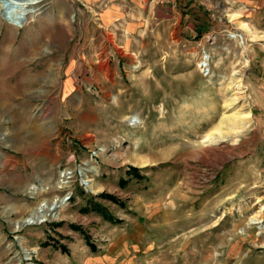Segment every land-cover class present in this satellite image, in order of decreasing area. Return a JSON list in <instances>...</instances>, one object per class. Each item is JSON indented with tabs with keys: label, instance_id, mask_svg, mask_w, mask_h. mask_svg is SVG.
<instances>
[{
	"label": "rangeland",
	"instance_id": "rangeland-1",
	"mask_svg": "<svg viewBox=\"0 0 264 264\" xmlns=\"http://www.w3.org/2000/svg\"><path fill=\"white\" fill-rule=\"evenodd\" d=\"M175 1L0 9V264H264L263 48Z\"/></svg>",
	"mask_w": 264,
	"mask_h": 264
},
{
	"label": "bare ground",
	"instance_id": "bare-ground-1",
	"mask_svg": "<svg viewBox=\"0 0 264 264\" xmlns=\"http://www.w3.org/2000/svg\"><path fill=\"white\" fill-rule=\"evenodd\" d=\"M33 2H35V0H0V9H6L8 15L11 17V20L16 22V17L15 15L22 10H25V8L29 5L32 4ZM8 3L12 4L13 6L9 7ZM9 11V12H8ZM232 37H236L235 35H231ZM204 61L206 63H209V56L206 55L204 56ZM203 62V61H202ZM2 72L3 73H10V72H14L16 70V67L13 66H9V64H5L3 67H1ZM51 78V77H49ZM8 79H2L0 80V86L3 87V90H7V92L9 94H14L17 93L16 90L21 89V85H13L9 88V86L6 84ZM6 85V86H5ZM24 88H26V86H23ZM25 90V89H24ZM130 125L132 126H136L138 124L141 123V120L138 118V116H132L130 119ZM70 174H72V172L70 171H65L64 172V177L62 178L60 185L64 186L67 184V179L70 177ZM87 182V187L92 188V180L86 179ZM66 203L64 202V198L62 199H56L53 203L49 204L48 202L43 203L42 205H40L37 210L26 220H24L22 223H18L16 225L17 229H20L21 227H23L24 225H33L36 224L34 223H27V221H30L31 219H34L36 217L42 218L43 220H48V219H54L56 217H58V213H59V209L65 205ZM262 210L255 215L251 220L254 223H262L263 222V215H262ZM25 223V224H24ZM27 257H29V254L27 255Z\"/></svg>",
	"mask_w": 264,
	"mask_h": 264
},
{
	"label": "crops",
	"instance_id": "crops-1",
	"mask_svg": "<svg viewBox=\"0 0 264 264\" xmlns=\"http://www.w3.org/2000/svg\"><path fill=\"white\" fill-rule=\"evenodd\" d=\"M192 1L197 0H189L188 3ZM208 2L209 0H200L201 4ZM221 3L231 5V8L236 9L235 15L244 17L243 30L240 32L248 40L257 41L264 51V0H224ZM72 233L69 232L67 236H71Z\"/></svg>",
	"mask_w": 264,
	"mask_h": 264
},
{
	"label": "water",
	"instance_id": "water-1",
	"mask_svg": "<svg viewBox=\"0 0 264 264\" xmlns=\"http://www.w3.org/2000/svg\"><path fill=\"white\" fill-rule=\"evenodd\" d=\"M8 6L9 7H11V6H13L12 4H10V3H8ZM9 12V11H8ZM6 11H4V16H6ZM24 18H22V20H23ZM86 183V182H85ZM67 200V199H66ZM65 200V201H66ZM32 217V216H31ZM33 221H34V223H42V222H44L45 220H43L42 218H39V217H36V218H34V219H31L30 221H27V223H33ZM25 224V223H24Z\"/></svg>",
	"mask_w": 264,
	"mask_h": 264
},
{
	"label": "built area",
	"instance_id": "built-area-1",
	"mask_svg": "<svg viewBox=\"0 0 264 264\" xmlns=\"http://www.w3.org/2000/svg\"><path fill=\"white\" fill-rule=\"evenodd\" d=\"M161 3H167V4H172L175 5L176 1L175 0H159Z\"/></svg>",
	"mask_w": 264,
	"mask_h": 264
},
{
	"label": "trees",
	"instance_id": "trees-1",
	"mask_svg": "<svg viewBox=\"0 0 264 264\" xmlns=\"http://www.w3.org/2000/svg\"><path fill=\"white\" fill-rule=\"evenodd\" d=\"M92 248L94 249V247L92 246Z\"/></svg>",
	"mask_w": 264,
	"mask_h": 264
}]
</instances>
